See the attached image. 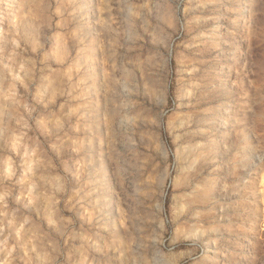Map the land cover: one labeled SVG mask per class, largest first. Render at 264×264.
Returning a JSON list of instances; mask_svg holds the SVG:
<instances>
[{
  "label": "rangeland",
  "instance_id": "obj_1",
  "mask_svg": "<svg viewBox=\"0 0 264 264\" xmlns=\"http://www.w3.org/2000/svg\"><path fill=\"white\" fill-rule=\"evenodd\" d=\"M0 264H264V0H0Z\"/></svg>",
  "mask_w": 264,
  "mask_h": 264
}]
</instances>
